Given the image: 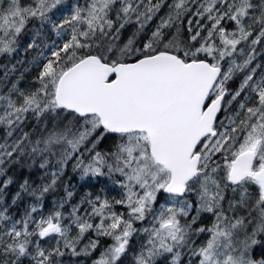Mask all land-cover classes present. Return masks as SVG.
Here are the masks:
<instances>
[{"label": "snow or ice", "instance_id": "6c2138e0", "mask_svg": "<svg viewBox=\"0 0 264 264\" xmlns=\"http://www.w3.org/2000/svg\"><path fill=\"white\" fill-rule=\"evenodd\" d=\"M63 3L0 0V55L35 20L24 51L39 69L37 87L0 94V175L29 161L47 177L20 185L12 204L36 201L19 219L3 206L12 177L0 182V264H64L100 248L92 264H123L141 234L131 264H264V0H84L67 13ZM70 162L112 178L117 196L73 204L66 191L42 214Z\"/></svg>", "mask_w": 264, "mask_h": 264}, {"label": "trees", "instance_id": "16d2710c", "mask_svg": "<svg viewBox=\"0 0 264 264\" xmlns=\"http://www.w3.org/2000/svg\"><path fill=\"white\" fill-rule=\"evenodd\" d=\"M25 2H30V0H25ZM77 3L83 4L84 0H64L63 5L60 7H62L64 12L67 13ZM58 15H60V13H58ZM53 18L56 19V17ZM36 27H38V22L35 20L30 21L27 26V30L22 33L19 38V47L17 48V51L11 55H0V94L7 93L8 89H10L17 81H19L18 87L22 90L38 86L34 83V78L38 74L39 69L32 64V59L36 55V52L33 50H29L28 52L24 51ZM45 35L52 36L54 38V34H52L50 29L47 27L45 29ZM261 62L264 63V59H261ZM6 71L7 75H5ZM233 86H235V84ZM69 119H71V117H69ZM42 128L43 122L37 124L35 120L30 119L28 121L26 130H34L36 134L39 135L42 131ZM0 135H2V130H0ZM114 140L115 137H107L101 141L97 150L106 151L112 145ZM72 163L73 162H70L68 164L63 175L58 180L55 190L50 191L44 196V208L42 210V214L46 215L55 207L57 202L64 199L66 196V191H71L73 193L71 200V203L73 204L77 203L86 193L89 192L95 195L99 194L103 190L110 196H117L119 189L113 184L112 178L107 176H82L80 170L73 169ZM29 164V161H23L21 164L7 165L5 175H0V182L5 180L7 177H12L13 179V183L4 190L3 206L8 207V214L12 215L15 219H19L24 214L25 209L28 208L29 205L34 204L36 201L35 197L27 195L26 193H22V198L18 200L16 204H12L15 194L20 192V185L25 180H28L33 187L47 182V177L44 175L45 170L40 169L38 164L31 166H29ZM115 179L117 178L115 177ZM161 199H164L163 194L159 198L158 203L161 202ZM67 210L68 206L66 205L64 211L67 212ZM208 219H210V217H208ZM142 226L148 227L150 225L148 222L136 224L137 228ZM143 238V234H141L139 237H134L132 239L130 254L124 258L123 264H131V253L139 247V244L143 241ZM257 239L261 241V244H264V235L258 236ZM107 241L108 239L102 240V245L105 246ZM41 243L44 242L41 241ZM100 251H102V248L97 249V251L94 252L91 257L80 256L77 258L74 256H66L64 258V264H76L77 259H83L84 264L90 263L99 256ZM255 251L259 253L260 251H264V249L258 246ZM23 264H31V262L30 260L25 259ZM182 264H184V261H182Z\"/></svg>", "mask_w": 264, "mask_h": 264}, {"label": "rangeland", "instance_id": "374dc122", "mask_svg": "<svg viewBox=\"0 0 264 264\" xmlns=\"http://www.w3.org/2000/svg\"><path fill=\"white\" fill-rule=\"evenodd\" d=\"M250 191H252L253 193H255V188L250 189ZM228 196L231 197V193H229ZM189 199H192L194 201V197H191L190 196ZM164 202H165L164 199H161V202L160 203H164ZM237 214L240 215V216H245V215H247V212L244 211V210H239ZM253 215H255V213H253ZM249 230L251 231V228H249ZM110 243H111V241L108 240L107 243H106V245H105V247L108 244H110ZM76 264H84V260L83 259H77V263ZM87 264H92V262L87 263Z\"/></svg>", "mask_w": 264, "mask_h": 264}, {"label": "flooded vegetation", "instance_id": "af4514ba", "mask_svg": "<svg viewBox=\"0 0 264 264\" xmlns=\"http://www.w3.org/2000/svg\"><path fill=\"white\" fill-rule=\"evenodd\" d=\"M116 178H117V179H119V177H118V176H117Z\"/></svg>", "mask_w": 264, "mask_h": 264}, {"label": "bare ground", "instance_id": "6f19581e", "mask_svg": "<svg viewBox=\"0 0 264 264\" xmlns=\"http://www.w3.org/2000/svg\"><path fill=\"white\" fill-rule=\"evenodd\" d=\"M13 191V190H12ZM14 193V192H13Z\"/></svg>", "mask_w": 264, "mask_h": 264}]
</instances>
